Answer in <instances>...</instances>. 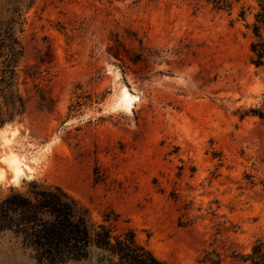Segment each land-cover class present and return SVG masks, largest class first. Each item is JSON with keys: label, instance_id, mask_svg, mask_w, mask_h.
<instances>
[{"label": "rangeland", "instance_id": "obj_1", "mask_svg": "<svg viewBox=\"0 0 264 264\" xmlns=\"http://www.w3.org/2000/svg\"><path fill=\"white\" fill-rule=\"evenodd\" d=\"M255 6L0 0L22 101L0 122V264H43L1 203L31 181L59 186L93 223L108 214L116 231L132 228L168 264H264V56L250 60L245 26ZM104 255L89 245L65 264Z\"/></svg>", "mask_w": 264, "mask_h": 264}, {"label": "trees", "instance_id": "obj_2", "mask_svg": "<svg viewBox=\"0 0 264 264\" xmlns=\"http://www.w3.org/2000/svg\"><path fill=\"white\" fill-rule=\"evenodd\" d=\"M252 18L245 26L251 40L250 60L259 64L264 56V0H255ZM215 9L228 7L231 0H207ZM243 15V9L239 11ZM0 48L5 49L1 61L0 91L6 92L5 107L0 104V122L19 113L22 104L13 87L16 77L15 37H0ZM2 73V76H1ZM25 193L12 192L1 203L14 213L12 222L24 240L32 247L34 259L43 264H65L69 259L87 255V247L93 245L104 251L102 264H168L138 242L132 228L124 226L116 231L108 214L102 221H90L86 207L57 185H43L31 181ZM115 217H112V220ZM217 264V263H216Z\"/></svg>", "mask_w": 264, "mask_h": 264}, {"label": "bare ground", "instance_id": "obj_3", "mask_svg": "<svg viewBox=\"0 0 264 264\" xmlns=\"http://www.w3.org/2000/svg\"><path fill=\"white\" fill-rule=\"evenodd\" d=\"M130 95V93H129ZM127 97V91L126 89H122L120 94H119V98L121 100H125ZM129 102V101H127ZM7 165L10 167V169L13 171L14 173V179H16L20 174H22L23 172V167H22V163L20 160H17L16 157L14 156H10L6 159ZM12 173V172H11ZM12 176V175H11Z\"/></svg>", "mask_w": 264, "mask_h": 264}]
</instances>
